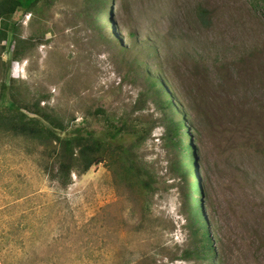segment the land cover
Here are the masks:
<instances>
[{
	"label": "rangeland",
	"instance_id": "374dc122",
	"mask_svg": "<svg viewBox=\"0 0 264 264\" xmlns=\"http://www.w3.org/2000/svg\"><path fill=\"white\" fill-rule=\"evenodd\" d=\"M86 1L17 13L19 36L41 42L11 64L10 37L3 42L0 80L69 125L93 124L96 109L153 122L144 145L158 180L150 222L104 166L72 174L62 189L43 170V145L0 133V264H209L180 258L190 243L183 191L167 169L147 72H160L182 105L218 264H264V0H111L102 16L112 25L102 26Z\"/></svg>",
	"mask_w": 264,
	"mask_h": 264
},
{
	"label": "trees",
	"instance_id": "16d2710c",
	"mask_svg": "<svg viewBox=\"0 0 264 264\" xmlns=\"http://www.w3.org/2000/svg\"><path fill=\"white\" fill-rule=\"evenodd\" d=\"M110 1H86L87 13L91 10L95 12V20L99 26L104 21L112 25L108 16H102ZM49 2L50 0H0V46L5 49L1 44L9 37V44L12 45L8 64L22 61L35 46L34 42H41L40 38H21L18 33L19 23L14 21V16L17 13L38 14L42 4L47 5ZM205 14L204 10H198L201 24L206 23ZM129 37L132 39L134 36L130 34ZM139 43L132 41L134 46ZM152 54V49L148 48L147 56L151 57ZM133 64L139 67L142 61L134 59ZM147 73L144 80L152 101L162 115V139L166 141L165 146L170 155L166 157L167 169L169 174L179 179L180 189L183 191L181 212L190 243L182 250L180 258L189 260L197 257L209 264H218V257L211 246V238L202 215L201 191L194 171L195 150L190 141L182 105L172 98L169 93L171 87L160 72L157 76H149V72ZM12 81L10 79L9 83L0 80V133L21 136L43 145V152L49 160L43 170L62 189L71 184L72 174L83 176L93 168L104 166L116 186L129 189L141 219L148 222L152 200L157 194L158 180L152 162L144 155V145L155 128L154 123L130 114L118 118L110 117L102 109H96L93 112V124H87L85 119L75 124L72 119V125H69L53 115L48 107H40V100L28 102L18 98L12 88ZM142 101L144 100L140 99ZM244 131L249 135L250 127L245 126ZM246 142L251 145L248 137ZM190 177L193 178L192 183ZM170 259L176 260L174 257Z\"/></svg>",
	"mask_w": 264,
	"mask_h": 264
}]
</instances>
